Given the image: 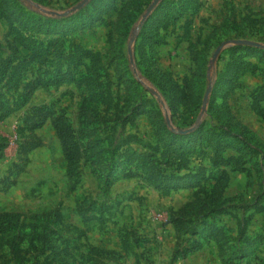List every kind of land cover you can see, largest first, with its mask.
I'll use <instances>...</instances> for the list:
<instances>
[{
    "label": "rangeland",
    "instance_id": "obj_1",
    "mask_svg": "<svg viewBox=\"0 0 264 264\" xmlns=\"http://www.w3.org/2000/svg\"><path fill=\"white\" fill-rule=\"evenodd\" d=\"M81 1L0 0V63L11 54L15 32L21 30L15 16L22 10L52 20L81 11L98 15L94 12L99 10L97 0H90L76 12L59 15ZM154 1L116 0L108 12L66 36L39 32L32 35L46 44L52 41L56 44L53 48L64 54L76 49L89 51L96 62L85 59L72 64L77 67L74 81L38 88L27 105L0 122V264H102L108 256L103 248L115 244H119L120 249L114 250L120 252L118 259L122 264L123 261L137 264L139 260V264H173L167 259L159 261L160 257H166L172 243L171 232L160 231V225L186 201L192 202L200 188L180 187L161 192L135 177L115 183L107 199L101 190V178L94 171L105 176L112 161L139 167L138 156L130 158L129 153L119 157L123 151L152 153L156 147L164 149L165 142L155 130L167 123L163 102L173 117L171 126L176 132L188 133L196 127V122L193 126L190 123L200 103L201 114L208 116L207 121L211 120L208 109L220 75H224L223 90L228 93L226 100L232 122L256 133L254 144L264 149V115L256 110L252 98L254 92L264 87V51L232 44L223 48L213 61L216 49L225 41L247 39L264 44V0L177 3L186 9L170 26L159 29L162 43L155 49L152 70L160 76V85L144 75L140 64L142 55L150 53L140 36L144 23L150 17L152 24L161 21L171 7L160 6L163 0H159L139 26ZM23 54L25 51L19 47L18 56ZM199 56L207 60L202 66ZM246 63L251 68L241 71ZM203 71L207 84L196 96L192 93L193 82L195 75ZM33 73L30 70L21 86L11 90L7 98L12 93L22 94L25 83L34 79ZM209 87L211 91L204 107ZM3 92L8 94L5 88ZM42 107L50 116L64 114L80 141L90 143V149L79 151L80 178L68 177L62 144L50 118L36 127V110ZM184 146L189 156L188 169L182 175L204 165L206 174L200 178L203 191L213 185L212 173L215 177L225 169L230 176L233 174L231 192L237 194L227 206L232 212L228 215H236L239 220L252 216L253 222L258 218L256 214L263 213H255L252 208L260 194V178L254 176L248 180L245 173L235 172L245 165L253 173L264 175L260 157L249 160L232 149L217 157L207 139ZM104 203L115 206L112 218L107 222L87 221L88 216L97 213L91 210V205ZM137 231L152 241L139 246ZM238 234L235 230V235ZM44 235L47 237L42 243L39 238ZM120 260L113 264H120Z\"/></svg>",
    "mask_w": 264,
    "mask_h": 264
},
{
    "label": "trees",
    "instance_id": "obj_2",
    "mask_svg": "<svg viewBox=\"0 0 264 264\" xmlns=\"http://www.w3.org/2000/svg\"><path fill=\"white\" fill-rule=\"evenodd\" d=\"M183 1L163 0L160 6L164 4L171 6L168 14L164 15L161 21L153 24L150 17L140 31V36L145 40L150 52L149 54L145 53L142 55L140 64L144 68V75L159 85L161 82L160 76L152 70L155 49L162 43L159 29L161 27L166 28L177 20L178 14L186 9L183 5H178L182 4ZM97 4L99 10H95L94 12L101 16L116 4V0H97ZM98 15H87L81 11L77 15L52 20L27 10H22L19 15L15 16V21L21 27V30L15 32V29L18 27L17 25L13 26L15 37L13 42H11V54L0 63V96L2 97L0 99V122L27 105L38 88L50 83L74 81L77 67H72V64H80L85 59H89L93 64L96 62L93 54L89 51L76 49L68 54H64L60 50L53 48L56 44L52 43V41L46 44L39 38L32 37V35L39 32L58 34L63 37L75 30L76 27H84L92 23L99 18ZM122 24L123 21L121 19V26L123 27ZM19 47L25 51V54L22 56H18ZM249 48L264 51V49L259 47L250 46ZM55 61L59 63L54 65ZM198 62L202 66L207 60L205 57L199 56ZM50 66H52L51 69ZM34 67H37L38 70L34 69ZM45 67H48V69L46 70ZM250 68L251 64L246 63L243 65L241 71ZM32 69L34 70L33 74L35 77L25 83L23 93L18 94V96L12 93L11 97L7 98L11 90H16L21 86L22 81L26 79V75ZM195 77L192 93L197 96L203 91L207 80L205 79L206 74L204 71L198 72ZM224 82V75H220L215 84L213 103L208 109L211 120L207 121L208 116L205 117V115L201 114L200 103L198 110L193 115L194 120L190 123L192 126L195 122L197 123L191 132H176L168 122L163 123L162 127H155V130L156 133L157 131L159 132V138H163L162 141L165 142L164 149L156 147L152 153L127 150L119 155V157H123L131 153L130 158L137 155L139 167H134L131 163L124 164L115 161L113 164L112 161L106 167L105 176H103V173H98L97 170L94 172L97 173V177L101 178V190L107 199L115 183L121 179L135 177L140 178L148 186H154L161 192H170L180 187L200 188V191H197L192 202H187L169 215L176 233V245L172 254L173 260L185 258L190 253L202 249L206 243L213 241L217 243L225 264H264V257L259 256L260 253H264V233H247L252 216L243 217V220L238 222V235H234V229L229 227L220 218L221 215L232 213L231 210H228L227 206H229L228 204H230L229 202L233 198L225 197V192L231 181L230 172L223 169L215 177L212 173L210 179L214 183L211 185V188L204 189V191L200 180L206 174L207 169L204 165H199L200 167L193 169L194 171H188V173L182 175L188 169L186 159L189 156L186 153L187 148L184 144L199 139H207L213 155L217 157L221 156L224 151L232 149L242 153L249 160L258 156L261 162L264 163V149L254 144L257 134L248 127H240L232 122L231 109L226 100L228 93L223 90ZM4 88L8 91V94L3 92ZM219 98L222 99L221 102H217ZM252 98L256 110L264 115V87L254 92ZM172 106L174 105L171 103V109ZM44 109L42 107L36 110V127L44 125L50 118L52 126L62 144L64 157L67 162V175L69 178H80L81 171L79 162L77 163L79 151L90 149V143H82L80 141L79 137L75 135L73 128L68 124L67 117L64 114L50 116L45 113ZM202 119L204 120L200 122ZM172 120L173 117H171V122ZM226 164L230 165L229 162ZM258 166L260 165L258 164ZM236 171L245 173L248 180L253 179V172L250 168L245 167V165L240 166V169ZM255 174L260 178L261 189L252 208L255 213H261L264 212V175ZM248 184L250 185V183ZM91 210L97 213L88 216L86 218L87 221L98 220L100 222H107L114 215L116 208L114 205L104 203L98 206L91 205ZM241 226L242 229H240ZM45 237L47 236H42L39 238V241L43 243V238ZM136 238L139 244L148 242L147 237L139 235ZM17 239L23 240L22 237H18ZM16 246H18L17 243L14 247L16 248ZM14 247L13 250L15 249ZM126 247L128 248V246ZM103 249L106 250L105 253L108 256L104 259L105 261H102V264H112L120 260L118 259L120 257L119 251L108 248ZM119 263L122 264L121 260Z\"/></svg>",
    "mask_w": 264,
    "mask_h": 264
},
{
    "label": "crops",
    "instance_id": "obj_3",
    "mask_svg": "<svg viewBox=\"0 0 264 264\" xmlns=\"http://www.w3.org/2000/svg\"><path fill=\"white\" fill-rule=\"evenodd\" d=\"M254 176H256L255 173H253V178ZM247 178V176H245ZM257 178V177H256ZM248 179V178H247ZM233 180H234V176L233 174H231V181L229 184V187L227 188L226 192H225V197L226 198H231L234 197L236 194H234L233 192H231L232 188H233ZM119 183H121V181H119ZM259 191V190H258ZM188 201H186L185 203H187ZM184 203V204H185ZM183 204V205H184ZM258 216V218H256V220H254L253 222H251L253 225H251V223L248 226V234H254L257 232H263L264 233V212L261 213V215L256 214ZM220 218L224 219L225 222L227 223V225L231 228L235 230H238L239 225L238 222L240 220H238L239 218L236 216H232V215H221ZM161 229L160 231L167 229L171 232L172 234V243L169 246V249L167 250V254L166 257H160L159 261H164L165 259L168 260V262L173 263V264H225L223 258L220 255V251H219V247L217 245L216 242H208L206 243L202 249L194 252V253H190L187 257L185 258H179L176 260H173L172 258V254H173V250L175 248L176 245V233H175V228L174 225L171 223L170 221V216H168V220L164 221L161 223ZM139 233V235L145 236L143 234H141L139 231H137ZM235 235V234H234ZM147 237V235H146ZM152 241V238H148V241ZM143 244H139V246H141ZM109 247V249H120L119 248V244H115V246H110L107 245ZM106 247V248H108ZM172 251V253H171ZM260 257H264V253H260L259 254ZM139 260V259H137ZM140 263V260L137 262V264ZM113 264V263H112ZM124 264V261H123Z\"/></svg>",
    "mask_w": 264,
    "mask_h": 264
},
{
    "label": "water",
    "instance_id": "obj_4",
    "mask_svg": "<svg viewBox=\"0 0 264 264\" xmlns=\"http://www.w3.org/2000/svg\"><path fill=\"white\" fill-rule=\"evenodd\" d=\"M89 1L90 0H82L79 4H77L74 7H72L68 12H66L64 14H59V15H67L68 13L76 12V11L80 10L84 5H86ZM158 1L159 0H155L154 3L148 8L146 13L143 15L142 21H141L139 26H141L143 24V22L148 18V16L151 14V12L155 8V5L157 4ZM232 44L249 45V46L264 48V44H261L259 42H255V41H252V40H247V39H238V40L225 41V42L221 43L220 46L216 49V51L214 53L213 61L218 56V54L222 51L223 48H225L227 46H230ZM129 54H130V57H131V62H133L132 52H131L130 49H129ZM210 91H211V87H209L207 89L206 93H205V96H204V107L207 104V98L209 96ZM163 105L167 109L166 120H167L168 124L171 125L172 122H171V116L169 114V108L166 106V104L164 102H163Z\"/></svg>",
    "mask_w": 264,
    "mask_h": 264
}]
</instances>
